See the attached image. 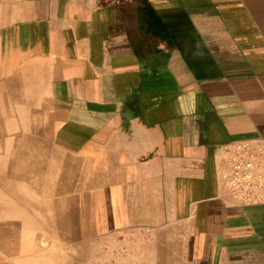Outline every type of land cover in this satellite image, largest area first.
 Listing matches in <instances>:
<instances>
[{"label": "crops", "instance_id": "1", "mask_svg": "<svg viewBox=\"0 0 264 264\" xmlns=\"http://www.w3.org/2000/svg\"><path fill=\"white\" fill-rule=\"evenodd\" d=\"M0 5L19 9L0 23L21 25L20 65L52 71L63 198L89 246L116 264H264V205L224 180L230 143L264 141V0Z\"/></svg>", "mask_w": 264, "mask_h": 264}, {"label": "rangeland", "instance_id": "2", "mask_svg": "<svg viewBox=\"0 0 264 264\" xmlns=\"http://www.w3.org/2000/svg\"><path fill=\"white\" fill-rule=\"evenodd\" d=\"M18 10L19 9H15L14 6L6 8L0 5V14L3 16L7 15V19H10L11 17L13 18L15 12ZM20 26H21L20 24H15V23H0V70H3V72L0 71V87L2 88L4 100H6L8 106H10L8 112L12 111L10 117L13 119V122L15 123L18 132H21L22 129L15 115L12 102L10 98H8L7 93L4 90L2 76L3 74H7L8 70L10 69V59H12L11 62L14 61L13 63H15V61H17V64L18 65L20 64L19 63L21 61L20 51L22 46H20L19 43L20 42L19 30H16V28ZM12 32L15 34V36L17 35L16 37H18L16 41H14L15 39L12 40V38L8 39L9 34ZM14 58L16 60H14ZM44 67L45 66L43 67L39 66L37 70L35 71L32 70L31 72H29L32 73L30 75L33 77V80L35 81V83L37 82L36 84L38 85L37 91L36 90L34 91L35 100L46 99L45 93L47 92L46 89L43 88L42 84L47 83L48 70H45L47 68ZM54 110H57V105H53L52 103L44 104L42 111L39 108L37 109V111H35L34 109V112H36L35 116H36L37 124H41L40 122L43 119H45L43 118L44 116L48 119L46 120V122L48 121V125H49L48 130L50 131L49 132L50 136L43 137L45 140L44 142H46V146L44 147L45 148L44 153L40 152L41 155L38 158L40 161H44V166L38 163L36 169L34 170L32 179H35L36 183L33 185L31 191L25 192L24 190V192L26 193V194L24 193V195H27L29 192L35 194L34 197L36 199V203L38 202L37 203L38 205L39 204L43 205L47 203L48 200L50 204H53V206H51L50 210H47V212L46 211L36 212L34 214L35 219L33 222L34 223L38 222L39 224H41L40 221L43 222V218L46 215L48 217L50 215L51 217L45 220L44 223L48 221L46 224H43L45 233L43 229L41 231L39 230L36 231L33 230L32 228L33 225H29L28 228L25 230L26 232L25 231L23 232V237L25 239L23 240L22 238L17 237L13 255H11L10 253H6L8 252V249L12 244L10 243H7L6 245L0 244V251L1 249H3L5 251L4 253L9 255L8 260L5 259L2 260H4V263L6 264H45L46 262H52V261L54 262L55 259L65 260V261L68 260L70 261L69 264L70 263L71 264H116V263H110L109 261L111 248L96 249L93 246H89L88 244L89 239L88 236H86L87 233L82 231V228L86 222L84 220V217L79 213V208L77 207L78 201L77 200L69 201L63 198L64 191H63L62 183L64 179V174L62 167H63L64 159H68V158L64 157V153L61 150H58V148L54 143L55 126L57 122L53 119ZM26 111L27 110L25 109V112ZM24 208L28 210L26 206ZM61 220H63L64 223L63 232H60L58 229L59 226H57L58 223H61ZM52 228L54 232L52 231ZM29 230L30 231L32 230V232H30ZM27 237L29 240L31 239L33 242H35V245H38L39 249L42 250L40 252H36L35 254L34 252L30 253L29 250H27L28 246L25 242L26 240H28ZM80 240L85 243L88 241L87 242L88 246H84L85 243H80ZM45 246H47V248ZM46 249L47 250L49 249V251H47ZM61 254H63V256ZM100 256H106L103 258L104 262H101Z\"/></svg>", "mask_w": 264, "mask_h": 264}, {"label": "bare ground", "instance_id": "3", "mask_svg": "<svg viewBox=\"0 0 264 264\" xmlns=\"http://www.w3.org/2000/svg\"><path fill=\"white\" fill-rule=\"evenodd\" d=\"M16 36L12 32L10 33L8 39L12 38V40L15 39L14 41H16L18 38ZM11 60L12 59H10V69L7 74H3L2 79L4 90L12 102L15 115L22 130L21 132H18L13 119L10 117L12 111L8 112L10 106H8L7 101L4 100L2 88L0 87V244H12L6 253L13 255L17 237L24 240L25 238L23 237V232L29 225H33V230L41 231L43 229L44 231L43 224H46L48 221L44 223L45 220L51 216L49 215L48 217L45 214L46 216L43 218V222L40 221L41 224H39L38 222H33L35 219L34 214L38 211L47 212L53 204H50L48 200L47 203L38 205V202L36 203L34 193L29 192L27 195H24L25 192L31 191L33 185L36 183L35 179H32V175L34 174L37 164L39 163L44 166V161H40L38 157L41 155L40 152L44 153L45 150L44 147L46 146V142H44L45 140L43 137L50 136L48 121L46 122L48 119L44 116L43 118L45 119L40 122L41 124H37L35 116L36 112H34V109L37 111L39 108L42 111L44 104H50V101L47 93H45V100H35L34 91H37L38 85L30 75L32 73H29L32 71L30 70L33 68L32 65L29 64L25 67L24 65L21 66L19 64V66L17 61L13 63L14 61L11 62ZM14 60L16 59L14 58ZM24 68H26V70ZM0 71L3 72V70ZM43 88H45L46 92H48L46 86ZM25 109L27 110L26 112ZM25 206L28 210L24 208ZM63 224V220H61V223L57 224L60 232L64 231ZM30 232H32V230ZM28 240L25 242L28 246L27 250H29L30 253L34 252L35 254L36 252H40L42 250H40L38 245H35V242L31 239L29 241ZM45 247L47 248V246ZM47 251H49V249ZM4 252L5 251L1 249L0 264H6L2 259H9V255ZM61 255L63 256V254ZM67 261L55 259L54 262H46L45 264H69L70 261Z\"/></svg>", "mask_w": 264, "mask_h": 264}, {"label": "built area", "instance_id": "4", "mask_svg": "<svg viewBox=\"0 0 264 264\" xmlns=\"http://www.w3.org/2000/svg\"><path fill=\"white\" fill-rule=\"evenodd\" d=\"M227 153L229 170L224 180L231 200L244 206L264 205V141H233Z\"/></svg>", "mask_w": 264, "mask_h": 264}]
</instances>
